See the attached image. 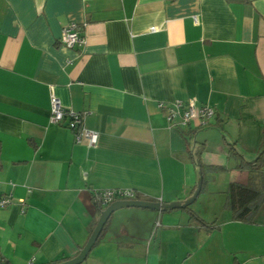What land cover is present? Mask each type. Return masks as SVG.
I'll return each instance as SVG.
<instances>
[{"label": "crops", "instance_id": "1", "mask_svg": "<svg viewBox=\"0 0 264 264\" xmlns=\"http://www.w3.org/2000/svg\"><path fill=\"white\" fill-rule=\"evenodd\" d=\"M76 23L83 38L60 42ZM97 142L49 120V96ZM214 114L171 125L160 101ZM264 0H0V255L51 264L85 244L92 192L163 204L113 210L83 264H264ZM231 183L254 190L246 220ZM194 211L209 226L192 219ZM104 225V224H103ZM64 261V260H63ZM61 262V261H60Z\"/></svg>", "mask_w": 264, "mask_h": 264}, {"label": "built area", "instance_id": "2", "mask_svg": "<svg viewBox=\"0 0 264 264\" xmlns=\"http://www.w3.org/2000/svg\"><path fill=\"white\" fill-rule=\"evenodd\" d=\"M59 39L62 44L70 48L78 46L83 42L79 26L73 22L62 28ZM158 106L165 109L166 120L171 125L178 127L187 126L195 118L199 120L200 125H206L209 118L214 114L213 108L206 104L196 107L193 99L185 101L177 99L168 104L160 101ZM49 110V120L51 122L59 123L62 119L66 118L65 126L72 131L75 142L85 140L89 145H94L97 142L98 133L81 125V113L64 109L57 96L52 93L49 96ZM92 198L95 204L105 206L115 200L136 199L137 195L132 188L116 187L96 189L92 192ZM10 202V195L0 197V207ZM4 262V258L0 255V264H5ZM27 264H32V262L29 261Z\"/></svg>", "mask_w": 264, "mask_h": 264}, {"label": "water", "instance_id": "3", "mask_svg": "<svg viewBox=\"0 0 264 264\" xmlns=\"http://www.w3.org/2000/svg\"><path fill=\"white\" fill-rule=\"evenodd\" d=\"M201 181H202V176L199 174V178L196 183L195 190L193 191L192 195L189 196L188 198L182 200V202L175 201V202H170L168 204H163L157 201H148V200H143V199H121V200H115L108 205L105 206L100 212V215L96 221L95 226L91 230L85 244L81 247L79 252L73 256L72 258H69L67 260L57 262V263H51V264H80L82 261L85 260L88 252L90 251L91 247L95 243L102 227L103 224L105 223L107 217L109 214L121 207H126V206H138V207H145V208H152L155 210H164L166 208H172V207H180V206H185L187 205L199 192L200 187H201Z\"/></svg>", "mask_w": 264, "mask_h": 264}, {"label": "trees", "instance_id": "4", "mask_svg": "<svg viewBox=\"0 0 264 264\" xmlns=\"http://www.w3.org/2000/svg\"><path fill=\"white\" fill-rule=\"evenodd\" d=\"M262 162H264V159H262L258 156L253 161L244 163V165L247 166L248 169H250V171L252 172V170ZM203 182H204V178L202 177L201 187L203 186ZM253 192H254V190L248 184L247 185H241L238 183H231L229 185V187H228V194H229V198H230L229 207L233 210V215L235 218H239V219H243V220H246L247 218H249L250 209L248 208L247 205H245V203L250 198V195ZM95 206H97V209L99 211L101 210V205L95 204ZM189 214H190V217L192 219H194L195 221H197L200 225H202L206 228H209L208 224L202 218H200L194 211L189 209ZM106 222H107V219H106V221H105V223H104V225H103V227H102V229H101L96 240H98L99 237L101 236L103 228L106 225ZM67 259H69V258H63L61 260H56V261H53L52 263H57V262L67 260ZM4 263L10 264L6 260Z\"/></svg>", "mask_w": 264, "mask_h": 264}, {"label": "rangeland", "instance_id": "5", "mask_svg": "<svg viewBox=\"0 0 264 264\" xmlns=\"http://www.w3.org/2000/svg\"><path fill=\"white\" fill-rule=\"evenodd\" d=\"M80 264H83V263H80Z\"/></svg>", "mask_w": 264, "mask_h": 264}]
</instances>
